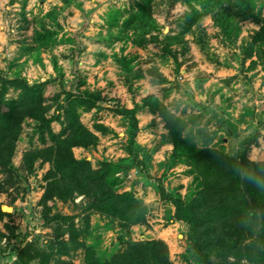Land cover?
Masks as SVG:
<instances>
[{
  "label": "rangeland",
  "instance_id": "rangeland-1",
  "mask_svg": "<svg viewBox=\"0 0 264 264\" xmlns=\"http://www.w3.org/2000/svg\"><path fill=\"white\" fill-rule=\"evenodd\" d=\"M194 14L200 17L184 32L183 19ZM260 21L264 0H0V76L42 84L54 134L64 128L62 90L99 96L79 119L91 131L101 124L105 133L96 132L87 150L73 148V156L92 168L107 163L114 192L131 193L145 218L125 231L90 210L89 198L42 202L50 165L38 159L27 170L23 156L50 141L44 132L41 144L37 122L26 117L11 172L0 167V264L19 260L26 245L47 254V264H83L87 247L105 261L126 242L147 240L164 243L172 264H196L187 255L188 226L173 220L174 206L161 194L188 202L199 182L186 157H171L165 119L188 150L244 153L264 171V44L255 40ZM148 98L155 99V112L143 105ZM116 107L134 111L132 154L131 130ZM247 202L257 214L252 229L238 225L236 249L211 260L264 264L255 260L263 250L259 214ZM66 216L71 219L62 221Z\"/></svg>",
  "mask_w": 264,
  "mask_h": 264
},
{
  "label": "trees",
  "instance_id": "trees-1",
  "mask_svg": "<svg viewBox=\"0 0 264 264\" xmlns=\"http://www.w3.org/2000/svg\"><path fill=\"white\" fill-rule=\"evenodd\" d=\"M200 17L199 14L183 19L182 30L187 32L191 25ZM127 21L130 22V19ZM42 36H39L41 38ZM255 40L264 44V21H260ZM42 84L29 85L21 78L6 79L0 76V167L10 173L15 141L21 130V122L28 117L37 122V139L45 142L44 132L50 145L25 153L23 165L31 170L34 161L48 162L50 168L45 175L47 180L41 201H66L75 194L91 199L89 209L117 220L119 227L128 231L130 226L142 224L144 207L131 193L114 192L115 181L108 176L110 166L103 162L97 168H92L85 158L76 159L73 148L89 149L96 144L98 136L105 133L101 124H93V131L85 127L79 112L89 111L96 107L100 100L96 95H74L62 90L63 104L58 105L64 122V128L58 134L50 130V119L45 114L49 107L45 105ZM10 91L14 97L6 98ZM143 105L155 112L158 105L153 98L143 100ZM114 112L127 120L131 130L127 152L133 153L132 145L137 130V120L133 110L116 107ZM163 116V114H162ZM57 116H54L56 118ZM166 128L171 136L173 159L186 157L192 164L198 180V189L194 197L184 202L179 197H162L174 206L173 220L183 222L188 226L187 242L190 250L187 252L191 261L196 264H240L239 262L215 261L214 258H224L236 249L239 238L233 234L238 231V225L254 222L257 214L249 211V199L256 209L260 226V243L263 250L255 258L264 260V171H259L256 164L243 154L236 157L219 151L203 148L190 151L184 147L174 135V126L165 119ZM252 138L245 142L248 146ZM10 179V178H9ZM10 182V180H9ZM66 216L62 221L70 220ZM251 230V226H247ZM83 264H172L168 258L164 243L155 240L128 241L123 251L99 261L88 247L84 249ZM48 255L33 248L24 246L19 260L12 264H28L30 260L38 264H47Z\"/></svg>",
  "mask_w": 264,
  "mask_h": 264
}]
</instances>
